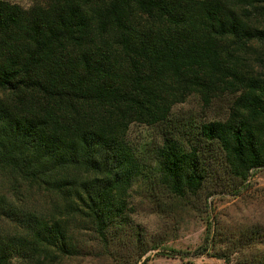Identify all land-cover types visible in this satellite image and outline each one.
<instances>
[{
    "label": "trees",
    "instance_id": "16d2710c",
    "mask_svg": "<svg viewBox=\"0 0 264 264\" xmlns=\"http://www.w3.org/2000/svg\"><path fill=\"white\" fill-rule=\"evenodd\" d=\"M248 8L264 16V0H0V172L57 195L101 238L146 173L176 199L196 195L214 152L246 181L264 168V79L234 50L264 44ZM226 92L238 96L225 120L172 115L193 93L206 104ZM135 124L158 133L152 166L127 137ZM21 222L19 239L0 240V264L74 255L59 220Z\"/></svg>",
    "mask_w": 264,
    "mask_h": 264
},
{
    "label": "rangeland",
    "instance_id": "374dc122",
    "mask_svg": "<svg viewBox=\"0 0 264 264\" xmlns=\"http://www.w3.org/2000/svg\"><path fill=\"white\" fill-rule=\"evenodd\" d=\"M2 1L24 10L46 3ZM247 11L248 20L264 29L261 10ZM247 45V54L234 49L236 55L243 69L264 79V44ZM237 94L226 92L205 104L193 93L171 112L196 124L225 120ZM127 137L138 157L152 166L154 143L159 142L156 130L135 124ZM205 162L211 169L204 186L196 195L182 199L159 186L156 174L140 176L125 195L123 217L113 223L104 238L84 221L68 216L57 195L30 188L0 172V207L5 208L0 209V240L19 239L22 216L26 215L66 225L74 255L52 250L48 255L33 253L21 264H264V168L251 171L246 181H240L229 175L214 152ZM257 228L259 234L251 236Z\"/></svg>",
    "mask_w": 264,
    "mask_h": 264
}]
</instances>
